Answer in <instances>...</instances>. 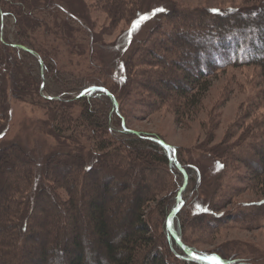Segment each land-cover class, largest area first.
Returning <instances> with one entry per match:
<instances>
[{
    "label": "rangeland",
    "instance_id": "obj_1",
    "mask_svg": "<svg viewBox=\"0 0 264 264\" xmlns=\"http://www.w3.org/2000/svg\"><path fill=\"white\" fill-rule=\"evenodd\" d=\"M121 1L124 5V14L114 16V9L118 6L115 1L111 4L102 5V0H43L42 2L37 0L35 6L31 5V7L29 6V8L25 9V12L30 14L32 19L36 21L33 25H23L21 22L19 23V19L15 16L5 17L0 26L1 35H3L4 24L5 38L8 42H14L13 35L15 32L18 30L24 31L26 40L33 45L34 49L39 54H43L54 61L52 63L60 70L71 71L75 76L88 78L92 82L107 84L113 78V76L111 78V74L117 65L119 63L122 64V58L127 59V70H130L129 64L133 61L130 54L137 53V55H140L139 58L147 56L146 59L149 57V60H151L153 56L158 58V55L163 53L162 50L155 46L150 49L153 56H149L146 53L148 48L146 46L142 47L139 42L145 40L144 44H150L154 40L155 44L157 41L169 45L167 39L172 40L176 37V41L182 44L195 43L202 40V37L198 36L200 28L208 27L211 24H224L230 20L234 24H242L247 18L248 21L246 22L249 23L251 13L259 8L256 0ZM170 7L176 13L172 18L169 15H163V11H155L156 9L165 10V8L169 9ZM138 9L148 10V18L144 19L138 27L133 29V17ZM213 9L218 11H212ZM20 12L22 13V10ZM210 12H221L223 14L218 15ZM245 13L246 15H243ZM4 21H7V23H4ZM213 21L214 23H212ZM250 26L246 32L248 36H252L251 32L254 30L252 27H257L254 24ZM261 33L263 37L264 29H262ZM159 38H164L166 42L160 41ZM22 39L25 40L24 38ZM256 45L259 49L262 47L261 42ZM180 47L176 48V53L166 55L164 60L161 59L160 61L162 64L165 63L167 68L181 67V70L176 69L174 71V75L177 74L174 77L176 79L159 78L156 74L154 75L155 87L175 86L177 81H183L185 72H190L186 68L187 65H191L189 63L191 52H187L186 49ZM38 53L36 54L38 55ZM257 57L260 58L261 55H257ZM161 63H155L151 60L150 64L144 63L142 66H135L131 69V77L133 78L134 73L140 68L159 69ZM0 66V91L3 94V100L0 99V101L2 100L5 109L2 112L4 116L0 119V198L4 196L7 189L4 187L5 179L12 178L11 175L14 172H19L20 168H22L21 164L18 162L13 163L9 157L12 151L13 154L15 152V154L20 155V161H26L23 158L25 155L21 153L22 151H25L29 157L35 158V175L31 188L28 190L27 186L22 184L17 186L16 189L24 197L23 199H27L25 204L28 202L33 203L35 198L41 197L37 200L36 211L40 210L43 202L55 203L59 208L63 209L67 203L72 201L68 185L70 184L71 186L73 180L75 182L77 178L83 176L85 180L83 183L84 192L87 196L92 195L91 187L93 182H105L107 185L105 188L111 187L115 191H121L125 185H129L125 184L126 180L121 178L122 175L120 173H116L114 166H108L107 168L116 174L119 180L108 179L106 175L97 174V179L95 178L91 181L89 176H86L87 173L73 166L78 161V165L85 167L93 158L95 160L101 156L102 152L106 153L108 150L105 148V151L102 149L99 151L93 148L94 141L101 135L97 128H93L91 125L87 128L75 126V120H77L81 109V102H74V99L78 98L75 93H67L72 102L67 103L70 106L68 109L70 115L62 117L63 108L60 104H50L38 97L39 93L41 97L49 99L46 97L48 94L45 91V85L47 87L52 86L50 79L47 80L44 77L43 81L40 75L41 83L44 82V87L42 89L39 88L38 93L35 90L36 86L28 91L30 95L27 96L24 95V89L22 97L18 96L20 95L17 92L19 89L14 90L17 85L26 87L30 77L32 78L30 68L34 66L33 61H26L21 69L13 68L10 70L14 65L7 58L2 60ZM109 69L112 71L110 72L111 74L108 73ZM205 73L201 86L207 88L194 91L197 92L195 99L197 103L194 108L190 107L191 109L186 114H182V109L174 108L177 97H174L172 92L167 91L171 97L169 96L165 100L158 99L156 108L141 112V106H139L136 109L137 113L132 115V118L126 119L125 122L123 120L122 126H118L119 128L114 125V121L117 120L116 117L109 124L124 131L125 127L134 132L138 131V133L155 135L159 141L174 147V149L168 148L172 156V162L169 165H161L162 169L155 172L153 179L143 180L147 183L151 182L153 184L152 187L155 189L152 194V200L147 202L145 199L143 202L145 205V219L149 222L148 228L152 240L148 241L151 243L148 246L150 247L149 252L158 251L168 264H187L174 256L172 246L175 249L174 251H177L176 246L173 244L168 245L167 242L169 238L173 237L172 233L174 234L172 221L176 213L175 210L181 206L185 198L188 200L185 208L191 212L190 200L194 197V193L190 186L185 189V183L191 177L193 183L196 178L201 177V173L199 175V171L192 165L195 163L198 166L200 165L202 171H205V180H209L211 177L217 179L220 175H223L225 180L230 182L234 188L232 189V198L228 205L216 213L219 216H223L225 221L215 226L214 239L205 242L200 241L205 240V238L200 237L196 230H185L189 241H180L181 247L185 250L183 254L188 258L194 259L195 256L216 257L219 254L218 252H221L224 256L244 260L246 264H264V224H262V221L259 220V223L243 228L239 223L232 220L234 211L238 209V206L241 204H255L264 198V194L259 193L258 186H255V182L251 180V172L245 170V163H241L238 160L242 155L248 153V148L244 147L240 151L235 148V146L244 141H249L253 133H259L264 130L262 125L264 107L258 97L264 89V75L261 67L257 64L248 63ZM129 86L130 88L134 87L133 85ZM139 90L136 91L135 88L131 90V96H133L131 101L133 103L136 101L135 98L139 100L141 97H145L142 100H149L150 103L151 101L155 102V100H151L153 98L152 93L145 89ZM84 92L85 95H88L91 91L85 90ZM49 96L57 97L56 95ZM61 98L62 100H58L68 102L65 96H61ZM178 105L182 108L181 104ZM248 119H251V121H248ZM251 127L256 129L253 131ZM111 142L113 145L110 147H117L116 142ZM8 145H13L12 151L3 148ZM231 147L235 149L232 150ZM58 151L65 152L64 156H60L62 158L60 160L65 163L73 162L72 166L70 165L63 169L62 166H54L55 161H51L53 163L51 164L52 167L56 168L55 171H50L47 175L45 172L46 163L52 157L51 155ZM73 154L78 155L74 156ZM68 155L71 156L67 157ZM126 156H129L127 151H125L123 157L125 158ZM135 162L137 163L132 166L128 161L122 163L123 171H127L133 178L139 177L140 174L148 173L144 168L139 169L137 164L140 161ZM182 169L186 173V180ZM170 170H172L174 176L170 173ZM21 176L23 178L24 174H21ZM174 177L177 178L176 181H174ZM119 181H123L124 185L119 184ZM137 181L142 182L140 179ZM175 182L177 187H174ZM204 182H201L199 189L202 197L204 192H208L204 188ZM75 188L79 195L81 190H78V182L75 183ZM171 189L175 190V202L166 218L169 233L164 228L163 216H158L159 210L156 204L159 200L166 199L172 191ZM130 190L132 191V189ZM134 193L135 191H132L128 194L134 195ZM77 194L74 193L76 199L79 198ZM116 198L111 195H103L102 197V202L104 201L106 208L109 209L107 218L112 226L111 233L114 235L118 234L115 228L119 225V222L115 221L117 218L115 207L118 202ZM44 215L40 214L42 218ZM80 215L82 218L85 217L82 213ZM243 215L249 218V211L248 213L243 212ZM230 216L232 217L230 218ZM21 218H24V213H22ZM59 219L58 214L50 215L47 226L51 225L53 220ZM26 220L27 218L25 217L22 223H27ZM28 223L39 234L27 240L26 243L31 249L37 251H41L43 241L51 245L52 235L63 233V230H67L66 227L60 228L61 222L59 226L56 223H54L55 227L51 228L49 226L45 232L41 229V224L36 228L34 221L30 220ZM209 226L210 228L212 227L211 225ZM209 226L204 228H209ZM69 228L70 225H68V230ZM87 239L89 238L85 236L82 240L87 243L90 241ZM172 239L174 240L175 238L173 237ZM57 241L60 244L58 246L59 249L62 246L64 247L61 236ZM141 251V249H137L134 257H139L142 253ZM60 254L62 252L57 255V259ZM197 260L206 261L207 259ZM46 263L54 264L53 255L51 258L46 259ZM133 263L141 264V260L139 263V260L135 259ZM31 264L36 263L32 260ZM189 264L195 263L191 262Z\"/></svg>",
    "mask_w": 264,
    "mask_h": 264
},
{
    "label": "trees",
    "instance_id": "obj_2",
    "mask_svg": "<svg viewBox=\"0 0 264 264\" xmlns=\"http://www.w3.org/2000/svg\"><path fill=\"white\" fill-rule=\"evenodd\" d=\"M36 1L37 0H0V26L2 24L1 15L2 20L5 19V17L15 16L19 19V23L21 22V24L26 26L33 25L36 21L32 19L30 14L25 12V9L27 7L29 8V6L31 7V5L35 6ZM42 1L43 0H41V2ZM114 1L118 6L114 9L115 14L113 15L120 16L124 14V5L121 0H102L101 3L102 5H107ZM256 1H258L257 4L259 8L257 11L255 10L251 13L249 23L246 22L248 21L247 18L242 24H234L233 21L230 20L224 24H211L208 27L200 28L198 36L200 35L202 40L196 41L195 43L188 42V44H182L176 41V37L172 40L167 39L169 45L157 41L155 44L154 40L151 41L150 44H144L145 40L139 42L142 47L146 46L148 48L146 53L149 56H153L150 49H153L155 46L163 51V53L158 55V58L153 56L151 60L155 63H161V59L164 60L166 55L176 53V48L180 47V45H182L180 48L186 49L187 52H191L189 62L191 65H187L186 68L190 72H185V78H182L183 81H177V85L175 86L165 85L161 88L155 87L154 75L157 74L159 78L164 77V79H166L167 77L172 80L177 75H174V71L176 69L181 70L180 66L167 68L165 63H161L159 69L140 68L134 73L132 78V68L135 66H142L144 63L150 64L151 61L149 57L146 59L147 56L139 58V54L133 53L132 55L130 54L133 58L132 63L129 64L130 70H127V59L122 58V64L119 63V65H117L113 72L114 74L110 73L112 72L110 69L108 71V73L111 74V78L112 76L113 78L110 79L107 84H99L90 81L88 78L75 76L71 71L57 68L56 65L52 63L54 61L43 54H39L34 49L33 45L26 40L24 31L18 30L15 32L13 35L14 42H8L5 38V24L3 25V35H1L0 30V35L2 36V40L0 36V64H2L3 59L9 58L14 65L10 68V70H12L13 68L21 69L28 60L34 63V66L30 68L32 71L30 73L32 78L30 77L26 87L17 85L14 89L15 91L19 89L17 92H19L20 95L18 96H23L24 89V95H30L28 91L34 89L33 87L35 86V90H37L38 93L41 84L40 63L36 56L22 48L14 46V44L29 48L40 56L43 65V75L47 80L50 79L52 81V86L47 87L45 85L46 93L48 96H65L68 102L49 100L41 97L39 93L38 97L50 104H60L63 108L62 117H65L64 115H70L68 113L70 107L68 104L71 100L67 96V93H75L76 96H79L85 90L88 91L89 88L97 87L95 91L90 92L88 95L84 94L79 96L76 100L74 99V102H81V109L77 120H75V126H84L87 128L91 125V127L97 128L101 135L94 141L93 148L99 151L105 148L108 150L106 153L102 152L101 156L97 157L95 160L93 158L85 167L78 165V161H76L73 166L87 173L86 176H89L90 181L95 178L97 179V174L102 176L106 175L108 179L114 178L119 180L116 174L109 171V168H107L108 166H114L116 173H120L122 175L121 178L126 180L125 184L129 185H125L121 191H115L111 187L105 188V186H107L105 182H93L91 187L92 195L87 196L84 192L85 187L83 183L85 180L83 176L77 178L75 182L73 180L71 186L70 184L68 185L70 188L68 189L70 199L72 201L67 203L63 209L59 208L55 203L43 202L40 206V210L36 211V206L38 204L37 200L41 197L35 198L33 203L28 202L25 204L27 199H23L24 197H22L16 189L17 186L22 184H25L28 190L31 188L35 175V158L29 157L25 151H22L21 153L25 155L23 158H25L26 161H20V155L15 154V152L13 154L11 150L13 145L4 146L3 148L12 151H10L12 154L9 157L12 159L13 163L18 162L22 165V168H20L19 172H14L11 175L12 178L5 179L4 187L7 189L4 196L0 198V264H31L32 260H34L36 264H47L46 259L51 258L52 255L54 257V264H135L133 263L135 259H138L139 263L141 260V264H168L158 251L149 252L150 247L148 246H150L151 243L148 241L151 240V237L148 228L149 222L145 219V205L143 202L145 199L147 202L152 200V194L155 189L152 187L153 184H151V182L147 183L143 180H147L148 178L153 179L155 177V172L162 169L161 165H169L172 162V156L169 149L159 142L157 136L148 135L146 133L136 134L118 128L122 126L123 120L125 122L126 119L132 118V115L137 113L136 109L139 106H141V112L152 110L156 108V101H158V99L165 100L169 96L171 97L169 92H172V95L177 97L174 108L182 109V114H186L191 109L190 107L194 108L197 103V100H195L197 92L194 91L205 90L207 88L201 86L203 83L202 80L206 74L205 72H213L229 66L248 63L257 64L261 67L262 74L264 75V36L262 37L261 33L262 29H264V0ZM12 7L13 9H11ZM21 10L22 13L20 12ZM210 13L218 15L223 14L221 12ZM162 14H166V16L169 15L170 18H172L176 13L175 10L170 7L169 9H163ZM145 15L148 17V10L138 9L133 17V21ZM243 15H246V13ZM143 21L144 19L141 23ZM5 22L7 23V21H4V23ZM212 23H214V21ZM251 24L257 27H252V29H254L251 32L252 36H248L246 32L248 28L251 27ZM19 26L22 27L21 25ZM164 38H159V40L166 42ZM258 42L262 43L260 49L256 45ZM257 55H261V57L258 58ZM129 85H133L134 87L130 88ZM101 88L107 90V92L114 97L117 106H115L112 99ZM134 88L136 91H140L139 89L149 91L153 96L151 100H155V102L151 101L150 103L149 100H142L145 97H141L139 100L135 98L136 101L133 103L131 101V97H133L131 96V90ZM2 97L3 94L0 91V99H2ZM258 97L264 107V89ZM2 100L0 101V119L4 116L2 113L4 109ZM178 104H181L182 108ZM115 117L117 120L114 121V125L117 127L119 126L118 128H114L109 124ZM248 121H251V119H248ZM262 123L264 126V120ZM251 128L253 131L256 129L255 127ZM251 136L250 140H247L248 142L244 141L235 146V148H238L237 151L242 150L244 147L248 148V153L245 152L246 154L242 155L238 160L241 163H245V170L251 172V180L255 182V186H258L259 193L264 194V130L259 133L255 132ZM111 141L116 142L117 147H110L113 145ZM231 148L232 150L235 149L233 147ZM125 151L129 152V158L127 156L125 158L123 157ZM64 153L65 152L58 151L51 155L52 157H50L46 163L45 172L47 175L50 171H55L56 168L52 167L51 164L53 163L51 161H55L54 166H62L63 169L70 165L72 166L73 162L65 163L60 160L62 159L61 157L65 155ZM73 155L75 156L78 154ZM70 156L71 155H68L67 157ZM127 161L131 166L137 163L135 161H140L139 164H137L139 169L144 168L148 173L140 174L139 177L133 178L131 174L127 171L124 172L122 169V163H126ZM192 165L199 171V175L201 173V177L196 178L194 183L191 177L188 179L187 183H185V189L190 186L194 193V197L190 200L191 212L189 209L187 211L185 208L188 202L187 198H185L181 206L177 209L172 221V230L177 236V239L173 240V237H171L167 244L176 246L177 251H174L175 249L172 246L173 254L184 263L189 264L194 262L195 264H210L209 261L191 259L185 256V254H183L185 250L180 246V241H189L185 234V230L188 229L196 230L200 237L205 238V240L200 241L205 242L214 239L213 234L216 232L215 226L225 221L223 216H219L216 213L228 205L232 198V189L234 186H232L230 182H227L223 175H220L217 179L211 177V179L205 180V171H202L200 165L198 166L195 163ZM104 172L106 173L104 174ZM170 173L172 174V170H170ZM21 174H24L23 178ZM172 175L174 176V174ZM138 179L142 182H138ZM176 179L177 178L174 177V181H176ZM77 182L79 186L78 190H81L79 195L75 188V183ZM201 182L205 183L204 188L208 190V192L203 193V197L200 196L201 190H199ZM118 183L124 185L123 181H119ZM174 187H177L176 182L174 183ZM130 189L135 191L134 195L128 194L132 192ZM171 190L172 191L168 194L166 199L163 198L156 204L159 210L158 216H163L164 228L169 233L170 231L167 228L166 218L175 202V190ZM74 193H76L79 198L76 199ZM103 195L115 196L118 200L117 206L115 207L117 213L115 221L119 222V225L115 228L118 233L116 235L111 233L112 226L107 218V216H109V209L106 208L104 201L102 202ZM41 196L44 197L43 195ZM248 211L249 218L243 215V212L248 213ZM22 213H24V218H27V223H22L24 219L21 218ZM41 213L45 214L43 218L40 216ZM81 213L83 216L85 215L84 218L81 217ZM52 214H58L60 219L53 220L51 225L47 226L48 217ZM231 217L232 216H230V218ZM30 220L35 222L36 228L41 224V229L44 232L48 230L49 226L51 228L55 227L54 223L59 226L60 222V228L66 227L67 230H63V233L52 235L53 240L51 245L43 241L41 244V251H37L31 249L26 243L27 240L39 234V232L28 223ZM232 220L239 223L243 228H248V226L259 223V220L264 224V198L255 204H241L238 206V209L234 211ZM208 224L212 227L210 228ZM68 225H70L69 230ZM205 226H209V228H204ZM60 236L62 237L64 245V247L62 246L63 249L60 247V249H62L61 251H59L60 249L58 247L60 245V240L59 242L57 241ZM85 236L89 238L87 240H90L87 243L82 240ZM66 242H68L67 246ZM137 249H141L142 253L139 257L135 258L134 253ZM60 252H62V254H60L57 259V255ZM218 253L216 257L220 264H246L244 260L224 256L221 252Z\"/></svg>",
    "mask_w": 264,
    "mask_h": 264
},
{
    "label": "water",
    "instance_id": "obj_3",
    "mask_svg": "<svg viewBox=\"0 0 264 264\" xmlns=\"http://www.w3.org/2000/svg\"><path fill=\"white\" fill-rule=\"evenodd\" d=\"M1 21H2V15H1ZM16 47H19V48H22V49H24V50H26V51H28L29 53H31V54H33L34 56H36V58L38 59V61H39V63H40V75H41V78H42V80L44 79V76H43V65H42V60H41V58H40V56H38L33 50H31V49H29V48H26V47H24V46H21V45H15ZM44 81V80H43ZM44 87V82H42L41 83V85H40V89H42ZM98 88H100V87H98ZM90 89V91L91 92H93V91H95L96 89H97V87H92V88H89ZM103 91H105V93L112 99V101H113V103L115 104V106H117V102L114 100V98H113V96L109 93V92H107V90H104L103 88H101ZM83 95V93L82 94H80L79 96H82ZM79 96H76V97H79ZM47 98H49V99H54V100H58V99H62L61 97H55V96H46ZM123 127H124V125H123ZM124 129H125V131H130V132H134V131H132V130H128V129H126L125 127H124ZM134 133H138V131H135ZM162 145H164L166 148H172V149H174V147L172 146V145H169V144H167V143H164V142H162V141H159ZM182 172H183V174H184V176H185V180H186V173L184 172V170L182 169ZM178 209V208H177ZM177 209L175 210V212L177 211ZM170 216H172V214H170ZM172 236L175 238V239H177V237L172 233ZM180 246H182V244L180 243ZM206 261H208V260H206Z\"/></svg>",
    "mask_w": 264,
    "mask_h": 264
},
{
    "label": "snow or ice",
    "instance_id": "obj_4",
    "mask_svg": "<svg viewBox=\"0 0 264 264\" xmlns=\"http://www.w3.org/2000/svg\"><path fill=\"white\" fill-rule=\"evenodd\" d=\"M155 11H163V9H156ZM212 11H218V10L213 9ZM147 18H148L147 15H145L140 19L133 21V29L138 27L143 19H147ZM194 259H207L210 262V264H220L219 260L215 256H205V257L195 256Z\"/></svg>",
    "mask_w": 264,
    "mask_h": 264
}]
</instances>
